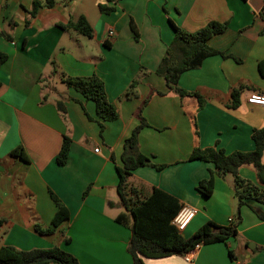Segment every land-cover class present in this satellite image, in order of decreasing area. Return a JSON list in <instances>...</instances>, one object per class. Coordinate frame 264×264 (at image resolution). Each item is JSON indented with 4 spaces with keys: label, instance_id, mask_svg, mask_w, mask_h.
Here are the masks:
<instances>
[{
    "label": "crops",
    "instance_id": "1",
    "mask_svg": "<svg viewBox=\"0 0 264 264\" xmlns=\"http://www.w3.org/2000/svg\"><path fill=\"white\" fill-rule=\"evenodd\" d=\"M34 1L0 0V52L7 54L0 64V197L28 211L21 215L22 225L10 219L0 245L24 250L59 245L80 264H133L127 251L131 231L115 221L122 211L117 166L123 165L125 140L140 124L136 113L149 98L141 112L148 126L139 133V148L165 167L136 169L133 185L145 192L161 188L176 196L182 208H193L180 231L185 237L208 221L229 225L238 211L242 219L238 236L227 242L146 258V264H264V218L259 215H264V203L247 200L238 210L229 176H217L213 194L202 195L197 186L214 166L189 159L195 147L217 146L227 153L255 149L252 134L264 126V108L248 98L264 94V0H55L31 16ZM105 3L114 7L111 13L100 11ZM81 17L92 26V37L68 26ZM210 22L227 26L208 41L224 55L206 58L179 79L182 89L204 99L198 108L196 96L168 91L157 69L175 37L174 25L193 33ZM62 74L102 79L118 118L105 121L102 130L96 103L68 87ZM136 79L135 95L126 97ZM235 89L242 92L239 106L232 108ZM64 136L72 146L62 166L56 157ZM19 146L29 162L11 156ZM239 173L264 188L253 166L244 165ZM50 191L70 210L69 221L48 235L57 243L42 240L35 229L37 224L48 227L56 213Z\"/></svg>",
    "mask_w": 264,
    "mask_h": 264
},
{
    "label": "trees",
    "instance_id": "2",
    "mask_svg": "<svg viewBox=\"0 0 264 264\" xmlns=\"http://www.w3.org/2000/svg\"><path fill=\"white\" fill-rule=\"evenodd\" d=\"M54 3L55 0L34 1L30 13L31 16H35L40 7H51ZM99 9L102 13H111L114 7L105 3L100 4ZM68 26L74 27L88 37L93 35V28L84 17H81L77 23L71 22ZM226 27V24L210 22L202 29L190 33L174 25L175 37L168 46L157 69V73L165 79L168 91L175 92L181 97L194 95L199 101L198 108L202 107L204 99L197 93L187 92L182 89L179 86V79L184 72L200 67L206 58L217 54L224 55L222 52L212 48L208 41L212 36L224 32ZM131 28L136 39H138V29L133 20H131ZM0 34L3 35L1 31ZM262 34H264V31ZM5 36L11 39V36ZM6 58L7 54L0 52V64ZM62 77L68 87L74 88L84 97L96 103L97 112L102 119L99 122L102 130L105 121L118 118L119 114L116 106L108 100L104 82L98 76L71 77L62 74ZM139 83L140 80L136 79L130 84L126 97L135 95V88ZM153 92L160 95L164 94L156 90ZM241 92V89H235L232 92L230 107L237 108L239 106ZM148 101L149 98L143 102L136 113L140 119V124L125 140L122 154L123 165L117 166L119 176L117 191L119 203L123 209L116 216L115 221L131 231L127 251L132 256L133 264H146V258H162L186 254L193 250L197 244L227 242L229 239L238 236L237 228L242 219L240 211H238L236 218L231 220L229 225L223 226L213 221H208L193 235L185 237L173 223L174 218L183 207L180 200L158 187H151L149 192H145L143 188L133 185L131 177L136 169L151 166L161 170L165 167V165L154 163L152 157L141 152L139 148V133L144 127L148 126V122L141 112ZM57 106L59 111L65 114L64 102L59 100ZM252 139L255 149L250 152L235 151L227 153L224 149L217 146L195 147L193 149L189 157L190 160L204 161L214 166L209 170V177L201 180L197 186V190L202 195L209 197L213 194L217 176L224 178L228 174H232L238 210L246 204L247 200L264 203V188L243 178L239 173L240 167L251 165L256 171L258 181L264 183V161L262 159L264 153V126L253 131ZM71 146L72 139L69 136H64L61 149L56 157V162L59 165L63 166L68 162ZM11 156L24 162H29V157L22 146L14 149L11 152ZM50 196L57 208L56 213L48 227L35 226L36 231L43 235L57 233L70 219V210L66 204L52 191H50ZM259 215L264 218V215L260 213ZM5 221L7 222L8 219L1 218L0 225ZM65 241L69 242L70 238L66 237ZM0 264H80V261L75 255L64 250L59 245L23 250L14 245L2 244L0 245Z\"/></svg>",
    "mask_w": 264,
    "mask_h": 264
},
{
    "label": "rangeland",
    "instance_id": "3",
    "mask_svg": "<svg viewBox=\"0 0 264 264\" xmlns=\"http://www.w3.org/2000/svg\"><path fill=\"white\" fill-rule=\"evenodd\" d=\"M60 85L61 86H64V84H61L60 82ZM65 87V86H64ZM227 176H229L232 181L234 180V177L232 174H228ZM13 192V191H12ZM119 199V198H118ZM6 202V204L4 206H2V202ZM3 207V209H2ZM0 209H1V212H0V215H4L5 217H7L8 221L6 222H3L1 225H0V238L2 237V235L4 236L5 233L10 229V224H9V221L13 220L15 221V223H17L18 225H22V220H21V215L25 214L27 215L28 214V211H27V208H19V205L13 203V202H9L8 203V200L3 199L2 197H0ZM123 209V208H122ZM22 212V213H21ZM11 219V220H10ZM12 221V222H13ZM36 223V222H35ZM38 225V224H37ZM38 236L40 238H42V240H50L54 243H57L58 241L55 239H52L51 236H41L40 234H38ZM1 240V239H0ZM15 241V240H14ZM16 241H19L16 239ZM1 242V241H0ZM24 250V249H23Z\"/></svg>",
    "mask_w": 264,
    "mask_h": 264
},
{
    "label": "built area",
    "instance_id": "4",
    "mask_svg": "<svg viewBox=\"0 0 264 264\" xmlns=\"http://www.w3.org/2000/svg\"><path fill=\"white\" fill-rule=\"evenodd\" d=\"M113 32L110 31L109 35H112ZM248 102L251 104L260 105L264 108V94L260 93H254L248 98ZM95 151L99 152V148H96ZM195 210L193 208L184 207L179 212V214L174 218L173 223L176 225V227L179 229V231L183 230L188 221L192 218L194 215ZM200 247V244H197L193 250H191L188 253H193L195 250H197Z\"/></svg>",
    "mask_w": 264,
    "mask_h": 264
}]
</instances>
